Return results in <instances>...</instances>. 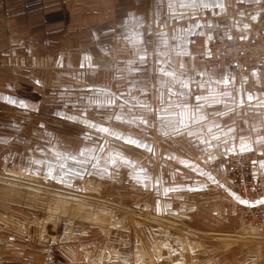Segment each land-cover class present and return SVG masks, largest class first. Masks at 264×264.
<instances>
[{
  "label": "crops",
  "instance_id": "0c3cea01",
  "mask_svg": "<svg viewBox=\"0 0 264 264\" xmlns=\"http://www.w3.org/2000/svg\"><path fill=\"white\" fill-rule=\"evenodd\" d=\"M85 1L86 11L99 13V19L87 20L86 25L79 27L69 14L67 0H0V74L20 76L26 78L28 82L27 85L25 83L8 84L7 87L2 85L1 91L32 92L31 95L19 94L10 98L23 99L29 107L40 108L42 99L37 92L42 90L44 76L50 80V86L53 83L54 86L60 84L65 88L61 90L65 92L63 98L66 100L61 99L59 102L49 100L53 101V107L71 108L73 109L71 114L78 116H86L94 109L96 111L101 109L103 112L100 116L104 118V105H93L92 98L95 100L97 97L96 94L89 96V92L101 91L99 100H104L107 89L104 83L106 70L102 66L105 61H108L109 68L113 66L109 72H112L115 83L125 77L120 71V61L117 59L119 53L117 46L121 45V36L113 35L106 43L105 39L98 37L90 39L85 27H103L104 16L107 13H113L115 19L117 14L128 12V20L132 23L127 24L129 30L122 39L131 49L135 46V51L136 42L142 41L149 45L152 43L144 40L143 32H138L139 27L146 26V20H136L137 17L143 18L149 13L150 25L147 26L146 34H152L153 26L157 28L159 25L152 24L153 0ZM203 2L208 4L207 8L203 7L202 3L188 7L173 4L169 7L167 0L165 4L159 2L157 5L166 12L167 20L162 25L164 29L155 37L164 42L161 45L165 46L162 48L165 52L153 50L150 52L151 55L148 52H139V60H149L145 69V72L148 70L145 81L130 84L126 88L113 87V90L126 93L124 95L115 93L113 105L117 109H129L128 112L132 114L129 115L132 125L138 124L146 129L148 134L157 131L162 139L172 140L166 147L150 142V145L147 143L142 149L137 148V145L143 139L135 133L134 150L139 149L140 153L136 152L137 156L144 159L138 160L136 155L130 154L127 156L130 165L129 167L125 165V168L128 171L142 168L144 174L133 180L134 193L130 191L129 199L133 207L137 204L145 206L147 212L151 214L163 216L182 226L200 231L237 235L257 234L254 228L244 227L236 215L233 221L232 215L229 216L227 207L230 204L234 209L236 202L234 203V197L227 193L226 189L229 183L233 185L234 177L231 168L226 166V163L221 164L220 159L232 156L241 150V144H246L258 153L256 177L264 181V167H261L264 165V63L258 73L241 76L228 62H222L213 69L206 68L205 53L224 31L233 32L241 40H250L255 35L264 33V0H203ZM171 26H177L176 36L168 35ZM170 46H179L180 50L178 49L177 53L174 51L169 53L167 50ZM144 47L147 48V45ZM163 53L165 58L161 64L154 62L161 60L160 56ZM85 56L90 57V60L86 61ZM177 64L182 65L183 69L175 70ZM161 69L171 75H164ZM136 75L140 74L130 76V80L135 76L134 79L137 81ZM185 84L188 85L187 88L184 87ZM52 91L49 89V92ZM56 93H60V88ZM198 96L202 97L199 102L196 99ZM181 115L203 119L189 121V127H184L179 124ZM177 128L180 130L177 131ZM154 151L156 156L161 158L154 159L150 154ZM208 159L214 161L203 163ZM215 165H218L219 170L225 172L226 176L229 174V180L219 179ZM151 170L155 176L149 175ZM204 172L213 176H206ZM208 177H211V181ZM214 178L219 180L215 181ZM209 184L219 186L222 195L217 198L204 196L206 191L203 188ZM158 188L162 191L153 200V193L155 194V189ZM133 213L143 218L139 212ZM196 213L207 218V224L211 227L198 225L200 220ZM212 219L219 221L222 226L217 222H210L214 221ZM168 225L166 223L149 227L142 224L148 230L146 236L149 238H145L144 242L152 259L157 247V238L162 236L168 242V246L162 248L161 260L154 258V264H264V251L260 247L248 250L239 244L232 249L225 243L217 246L215 243L209 244V250L205 249V253L208 251L216 253V260L211 254V260L188 259L187 254L191 256L189 248L191 244L196 247V241L187 236L190 240L188 242L186 234L180 231L179 227L172 229ZM141 227L136 229L139 230ZM161 228L164 229L162 233L156 234ZM173 234L183 238H174ZM149 241L151 243L148 244ZM204 242L198 241L202 244H198L199 250L207 247ZM0 247L2 248L0 258L6 255L5 259L17 260L19 264L57 262L50 258L51 246L24 244L13 247L18 249L12 250L13 252H9L8 246ZM26 251L32 254L28 255ZM101 251L102 248L98 255ZM193 254L198 253L195 251ZM98 255L96 264H99ZM112 255V252L106 255L104 261H109ZM59 259L61 260V257ZM4 260L1 259V262L4 263ZM63 261L64 264H68L64 259ZM86 264L93 263L88 261Z\"/></svg>",
  "mask_w": 264,
  "mask_h": 264
},
{
  "label": "rangeland",
  "instance_id": "374dc122",
  "mask_svg": "<svg viewBox=\"0 0 264 264\" xmlns=\"http://www.w3.org/2000/svg\"><path fill=\"white\" fill-rule=\"evenodd\" d=\"M67 2H69V14L72 17V20L76 22L79 27L86 25L87 20L97 18L99 19V13L86 11L85 0H67ZM152 2L154 7V17L152 18V24L159 25L155 30L160 33V31L164 29L162 28V25L165 24L164 22H166L167 20V15L166 12L164 10H161L157 5L159 3L158 0H153ZM163 4H165V0H163ZM149 18V13H147V15L143 18L137 17L136 19L146 20V26L139 27L138 32H143L144 40L146 39L152 42L151 45L145 42L143 43L142 41L136 42V53L134 51L135 46H132L133 49H131L130 46L127 45V43L124 41V39H122L129 30L127 24L132 23V21L128 20V12H123L121 15L117 14L115 19L113 17V13H107V15L104 16L103 27H85L90 39H92L93 37H98L99 39H105L107 43L109 39L113 37V35H115V37L121 36V45L117 46V49L119 51L117 59L118 61H120V71L124 73L125 77H120L121 79L119 78L120 80H117L115 83V80H113L112 77V72H109L112 70L113 66L109 68L107 65L108 61H105L106 63L102 66L106 70L104 83L105 88L107 89L105 93L110 94L112 98L114 97L115 93L117 95L126 94L125 92L119 91L117 89L126 88L130 84L134 85L145 81L144 78H146V75L148 74V70L145 72V69L147 68V61L149 60H139V52H148L149 55H151L150 52H152L153 50L154 52L164 51V49L162 48H164L165 46L161 45L164 43L162 40L157 39V37H155V35L153 34H146L148 30L147 26L150 25V23L148 22L150 20ZM111 24L115 26H112ZM176 27H170L168 34L169 36H176ZM145 45H147V48L144 47ZM130 49L133 50L134 53ZM178 49L180 50L179 46H170V49L167 50V52L169 51L170 53V51H174V53H177ZM164 56L165 54L163 53L160 56L161 60H154V62L157 61V64H161V61L165 58ZM160 67H162V65H160ZM181 69H183L182 65L177 64L175 70ZM135 74H140L136 75L137 81H135L134 79L135 76L130 80V76ZM42 81V90L40 92H37L38 94H40V97L42 99L40 108H33L31 106L29 107V105L27 108H20L17 105L9 104L4 98H10V96L19 94L31 95L32 92H6L1 91V87L2 85H5L7 87L8 84L16 83H25L27 85L28 82L26 81V78L16 75L10 76L0 74V174H6L16 177L21 176L23 179L47 184L49 186L51 185L62 187L77 193H83L84 191H93L94 196H100L101 198L112 202H117L124 205L126 204L127 206H133L132 202L129 199L130 191L134 193V190L132 188V185L134 183L133 180H135V177L139 176L140 174H144V171L142 168H135V170L131 169V171H128V169L126 170L125 165H128V167L130 165V160L127 156L130 154L136 155V158L138 160L140 158L144 159V157L137 156V153H140V151L139 149H137L136 151L134 150L136 144H128L125 141L131 139V136L132 140L135 141L134 137L135 133H137L138 137H142L141 139H143L142 141L138 142L139 146H137V148L143 149L147 143L148 145H150V142L155 143L160 147H166V145L168 146V143H171L172 140L170 141V139H162V136H160L159 132L157 131L156 133L151 132L148 134L145 131L146 129H143L138 124L132 125L129 120V115L132 114L128 112V108H124L122 110L115 108L114 105H104V118L100 116L103 112V110L101 111V109L98 111L94 109L86 116H78L76 114H71V112L73 111V109L71 108L65 109L59 108V106L55 108L52 106L53 101L56 100L57 102H59L61 99H64L63 96L65 95V92L61 90L65 89L64 85L55 84V86H57L55 87L52 83V86H50V80H47V77L44 76L42 77ZM114 86L117 89L113 90ZM59 88L60 93H56V90H58ZM49 89L53 91L49 92ZM93 94L95 95L96 93L89 92V96L92 97ZM107 98L108 97L105 95L104 100H106ZM49 100L53 101L50 102ZM92 100H94V98H92ZM65 116L76 117V122L63 118ZM117 117H120L122 119H117ZM88 123L94 124L96 125V127H86L85 125ZM99 129H108L115 135L106 134ZM105 143L108 146L106 150L104 145ZM50 147L58 150L64 155L74 156L75 160L69 159L66 161H60L58 159H54L53 155L47 151V149ZM38 148L45 149V151L37 152L36 149ZM81 151L85 152L84 156L79 155ZM150 154L153 155L154 159H157L158 157L161 158V156H156L155 151L153 153L151 152ZM162 158L164 159L165 157L163 156ZM230 159L231 156L221 158L220 163H226V166L228 165V167L231 168ZM32 161H37L38 163L33 164ZM153 161L151 162V165L153 164ZM212 161L214 160L208 159L207 162L203 163H210ZM49 165H51L50 168L48 167ZM215 167L218 169L217 173L219 175V179L229 180V174L226 176L225 172L219 170L218 165H215ZM49 171H51L53 174L49 175ZM153 174L155 173L153 170H151L149 175L155 176ZM204 174L206 176H213L208 172H204ZM208 179L211 181V177H208ZM219 179L214 178L215 181H218ZM203 181L204 183H206L205 180ZM96 182H102L104 184L102 185L101 189H93L92 187H90L91 185L93 186ZM228 186L229 187H227L226 192L234 197V199L232 198L234 200V203L240 202L242 199L234 189V184L231 185V183H229ZM203 189L204 191H206V194H204V196L206 197L210 196L212 198H217L218 196L222 195L221 190L217 185L209 184ZM141 190H143V188H141ZM161 191L162 189H155V194L153 193V200H155L160 195ZM138 192L140 193V191ZM5 201L6 200L0 198V210L6 212L9 215V217L6 218V222L2 223L1 225L2 229H0V246H8L9 252H13L12 250H18L13 248L16 246H23L24 244H38V236L40 232L39 228L41 226L40 221L48 218L47 210L42 206L28 204L29 202L17 200ZM67 202L68 204H66L64 210H61V213H59L63 215V218L57 224V228H55V224L53 222L54 219L53 221L50 220L48 222V225L46 227L47 234L51 236L56 234L59 235L61 234V232H64L66 228L72 229L79 226L83 228L90 227V224L88 223L85 224L84 222H79L78 217L71 212L70 207L73 204V201ZM140 206L141 208H145V206ZM136 207L137 206H135V208ZM227 208L230 212L229 216L232 215V221L233 219L235 220L234 216H237L235 208L233 209V206H231L230 204ZM118 209L115 216H113L111 219L110 228H114V235L119 236L123 240L122 243H124V245L132 246V250L134 252L136 248L135 243H137V232H139L136 227H141L143 223L145 226L149 227H154L160 224H153L149 221H144L143 218H141V216H139L138 214H134L133 212L127 213V210H123L124 208ZM124 212H126L127 214H123ZM196 215L200 220V222H198V225L211 227L210 224H207V218L199 213H196ZM66 216H69L70 220H65V218H67ZM71 218L73 220H71ZM175 219H177V217ZM210 222H217L218 224H220V222L217 220ZM220 226L222 225L220 224ZM26 229H29L27 233L24 232ZM140 229H145L143 231V236L148 232V230L144 226H142ZM233 230H235V228ZM161 231L162 230H159L156 234L159 235L160 233H162ZM106 236L107 233H105L103 229L95 228L93 226L92 229L90 227L89 231H87V233L85 232L82 237L71 238L69 235L60 236L59 240H54L53 247H50L52 248L50 258H52L54 261L57 260L56 264H64L63 259L68 264H86L88 263V261L90 263L92 262L93 264H96L98 263L97 255L100 249L108 242ZM173 237L183 238L182 236H175L174 234ZM145 238L147 239L149 238V236H144L142 240H145ZM189 238L186 236L188 242H190ZM198 238L200 237H196L195 240L197 244V246L195 247L196 253L198 254L194 255L192 253L191 256L187 254V258L195 260H211V254L214 260H216V253L213 254L211 251L205 253V249H208L209 244L213 245V243H215V240H208L209 238L205 239L204 245L206 244L207 247L199 250L198 241L203 240ZM149 243L151 242L149 241L148 244ZM222 243H225L226 245H228V248L232 249L236 248V245L240 244L248 250H253V248L260 247L261 250L264 251V242L260 240L246 241L245 239H233L229 241H218V245H223ZM215 245L217 246L216 243ZM0 249L2 248L0 247ZM150 249L152 250L151 247ZM198 250L202 253H199ZM26 254L30 255L32 253L26 251ZM87 254L91 255L87 256ZM153 254L155 258V253ZM4 256L6 255L1 256L0 264H19L17 263V260H11V258L5 259ZM60 257L61 260L59 259ZM1 259H5L4 263L1 262ZM84 261H86V263H84Z\"/></svg>",
  "mask_w": 264,
  "mask_h": 264
},
{
  "label": "bare ground",
  "instance_id": "6f19581e",
  "mask_svg": "<svg viewBox=\"0 0 264 264\" xmlns=\"http://www.w3.org/2000/svg\"><path fill=\"white\" fill-rule=\"evenodd\" d=\"M156 28L153 26L152 34L157 36L159 32L155 30ZM105 150L108 147L105 143ZM35 169V168H34ZM89 185V184H88ZM102 182H96L93 186V189H101ZM89 193V194H88ZM93 191H84L83 193H77L72 190H68L58 186H49L47 184L35 182L28 179H23L21 176H11L6 174H0V198L6 201L17 200L29 202L28 204L42 206L47 210L48 218L40 221V232H39V241L38 245L40 246H51L50 244H54V240H59L60 236L69 235L71 238L82 237L85 232L89 231V228L92 226L95 228H101L107 233L106 239L108 240L107 244L102 247L101 253L98 255L99 264L104 262V264H154L155 259H152L149 251L146 248V243L142 238H144V230L139 229L137 232V246L133 252L132 247L129 245H124L123 240L119 236L114 235V228H110L111 219L117 213L118 208H124L123 210H127L128 212H139L143 216L144 221H149L153 224H169L172 229H176V227L180 228V231L189 236L191 239L196 240V237H200L198 239L215 240V243L218 244V241H225L230 238L233 239H245L246 241H255L260 240V238H251L252 235H237V234H228V233H218V232H203L197 231L194 229H190L188 226H182L176 221H172L170 219H166L163 216L155 215L147 212V210L139 204H137L136 208L133 206H127L121 203L112 202L101 198L100 196H94ZM5 201V202H6ZM67 201H73L71 205V212L78 217L79 222H84L85 224H90L89 228H83L81 226L76 228H66L64 232H61L59 235H49L46 232V227L48 222L54 219L55 228H57V224L63 218L61 210H64ZM77 202V203H75ZM68 206V205H67ZM119 210V209H118ZM124 212L123 214H125ZM126 213V214H127ZM6 212L0 210V229H2V223L6 222V218L9 215ZM67 217V216H66ZM65 220H70L69 216L65 218ZM71 220H73L71 218ZM184 227V228H181ZM177 228V229H179ZM182 229V230H181ZM29 230V229H28ZM26 229L24 232H28ZM164 230V229H160ZM112 233V234H111ZM256 237V236H254ZM260 241L264 242L263 239ZM156 251L155 258L161 260L160 257L162 254V248L168 246V242L166 238L158 237L156 240ZM190 254L195 253L196 248L195 245L191 244ZM113 253L111 259L109 261L106 260V257L109 253ZM91 255V254H89ZM107 255V256H106Z\"/></svg>",
  "mask_w": 264,
  "mask_h": 264
},
{
  "label": "built area",
  "instance_id": "2783aa9c",
  "mask_svg": "<svg viewBox=\"0 0 264 264\" xmlns=\"http://www.w3.org/2000/svg\"><path fill=\"white\" fill-rule=\"evenodd\" d=\"M222 62L231 64L241 76L258 73L264 63V33L241 40L231 31L222 32L205 53V65L213 69ZM257 161L255 150L237 151L230 159L234 189L247 202L236 203L238 220L244 227L254 228L257 232L246 235L264 240V181L256 177Z\"/></svg>",
  "mask_w": 264,
  "mask_h": 264
},
{
  "label": "snow or ice",
  "instance_id": "6c2138e0",
  "mask_svg": "<svg viewBox=\"0 0 264 264\" xmlns=\"http://www.w3.org/2000/svg\"><path fill=\"white\" fill-rule=\"evenodd\" d=\"M158 2L163 3V0H158ZM167 2H168V6H169V7H172L173 4L179 5V6H181V7H188V6H190V5H195V4H197V3H202L203 7H205V8L208 7V4H207V3H204L203 0H167ZM182 15H183V14H182ZM84 59H85L86 61H88V60H90V57L85 56ZM81 66L83 67V64H82ZM160 71H161L164 75H166V76H167V75H171L169 72L165 71L164 69H161ZM184 87L187 88L188 85L185 84ZM90 91H91V90H90ZM169 91H171V90H169ZM105 95L108 97L106 100H99L100 93L97 92V93H96V97H97V99L93 100V101H92V104H93V105H101V104H102V105H105V106H111V105H113V104L115 103V101H114V99L111 97V95H110V94H107V93H105ZM4 99L7 100V102H8L9 104L17 105V106H19L20 108H27V107H28L27 102H25V101H23V100H15V99L8 98V97H5ZM196 99H197V101L199 102V101L202 99V97H199V96H198ZM217 102H218V101H217ZM63 118H65V119H69V120H72V121L76 122V117H68V116H65V117H63ZM117 119H122V118L117 117ZM196 119H203V117L196 118V117H192V116H190V115H187V116H186V115H181V119L179 120V124L182 125V126H184V127H189V121H195ZM85 126H86V127H93V128L96 127V125L91 124V123H88V124H86ZM99 130L102 131V132H105L106 134H109V135H115L114 133H111L110 130H108V129H99ZM176 130L179 131L180 129L177 128ZM210 130H211V129H209V131H210ZM125 142L128 143V144H136V141H134V140H132V139H129V140L125 141ZM137 146H139V145H137ZM245 149H247V150H249V151L251 150V148H250L248 145H246V144H241V151H244ZM36 151H37V152H44L45 149H40V148H38V149H36ZM47 151H48L50 154L53 155V158H54V159H58V160H60V161H66V160H69V159H71V160H75V157H74V156H71V155H64V154H62V153L59 152L58 150H55V149L52 148V147L48 148ZM79 155H80V156H84V155H85V152H84V151H81V152L79 153ZM32 163H33V164H37L38 162H37V161H32ZM48 167L50 168L51 165H49ZM261 167H264V165H261ZM48 174H49V175H52L53 173H52L51 171H49ZM241 203H245V204H247L246 201H241ZM262 203H264V201H262Z\"/></svg>",
  "mask_w": 264,
  "mask_h": 264
},
{
  "label": "water",
  "instance_id": "95a60500",
  "mask_svg": "<svg viewBox=\"0 0 264 264\" xmlns=\"http://www.w3.org/2000/svg\"><path fill=\"white\" fill-rule=\"evenodd\" d=\"M241 201H243V200H241ZM190 229H194V230H197V231H200V230H198V229H195V228H192V227H189ZM203 232H205V231H203Z\"/></svg>",
  "mask_w": 264,
  "mask_h": 264
}]
</instances>
